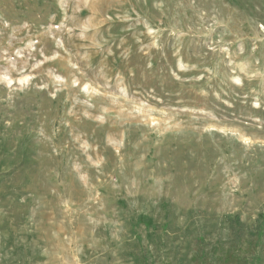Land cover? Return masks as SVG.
Wrapping results in <instances>:
<instances>
[{"label": "rangeland", "instance_id": "rangeland-1", "mask_svg": "<svg viewBox=\"0 0 264 264\" xmlns=\"http://www.w3.org/2000/svg\"><path fill=\"white\" fill-rule=\"evenodd\" d=\"M0 264H264V0H0Z\"/></svg>", "mask_w": 264, "mask_h": 264}]
</instances>
